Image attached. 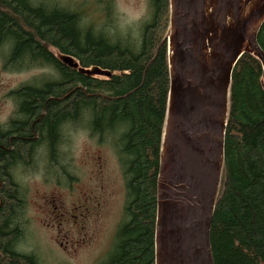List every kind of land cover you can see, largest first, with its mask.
I'll return each mask as SVG.
<instances>
[{
  "label": "trees",
  "instance_id": "16d2710c",
  "mask_svg": "<svg viewBox=\"0 0 264 264\" xmlns=\"http://www.w3.org/2000/svg\"><path fill=\"white\" fill-rule=\"evenodd\" d=\"M2 1L11 13L0 14V41L10 48L6 65L16 71L48 66L58 78L20 89L22 119L0 133V259L39 264L17 252L24 193L8 168L31 167L42 145L54 162L65 126L87 118L92 136H112L126 181V221L107 259L155 264L157 181L170 92L163 37L170 0L151 1V23L135 40L117 39L64 9ZM258 44L264 52V25ZM50 48L74 59L78 68L64 65ZM229 93L212 258L214 264H264V69L255 54L238 61Z\"/></svg>",
  "mask_w": 264,
  "mask_h": 264
},
{
  "label": "water",
  "instance_id": "95a60500",
  "mask_svg": "<svg viewBox=\"0 0 264 264\" xmlns=\"http://www.w3.org/2000/svg\"><path fill=\"white\" fill-rule=\"evenodd\" d=\"M263 25L264 0L243 7L242 0H170V92L157 181L155 264H214L210 231L233 70L245 53L255 54L264 69L258 44ZM62 61L78 68L70 57Z\"/></svg>",
  "mask_w": 264,
  "mask_h": 264
},
{
  "label": "rangeland",
  "instance_id": "374dc122",
  "mask_svg": "<svg viewBox=\"0 0 264 264\" xmlns=\"http://www.w3.org/2000/svg\"><path fill=\"white\" fill-rule=\"evenodd\" d=\"M151 1L32 0L35 7L77 13L83 22L121 40L140 38L143 27L151 23ZM107 7L111 8L109 12ZM169 28L170 21L163 34L165 40ZM0 43L3 128L10 119L16 124L22 119L18 117L19 98H14L20 89L58 77L48 66L12 69L6 65L10 48ZM49 51L65 65L62 58L68 56L52 48ZM87 125L84 118L65 126L54 162L42 145L35 151L31 167L18 165L15 169L14 178L24 193L17 217L23 234L17 252L34 256L39 264L103 261L113 252L119 226L126 221V181L114 140L109 134L92 136Z\"/></svg>",
  "mask_w": 264,
  "mask_h": 264
},
{
  "label": "flooded vegetation",
  "instance_id": "af4514ba",
  "mask_svg": "<svg viewBox=\"0 0 264 264\" xmlns=\"http://www.w3.org/2000/svg\"><path fill=\"white\" fill-rule=\"evenodd\" d=\"M3 13H9L11 15L10 9L6 6V4L2 0H0V14H3ZM14 17L16 19L18 18V20H21L17 16H14ZM15 97L17 98L18 96L14 95V98ZM19 108H20V105H18V117H20ZM20 118H22V117H20ZM9 122L10 123L7 124L6 127L0 128V133L7 131L11 124H15L16 123V121L13 120V119H10ZM1 166L2 165H0V168H1ZM17 166L16 167H12V168H10V167L8 168L10 175H11V173L15 174V169L17 168ZM110 263H111V259H104L103 261H101V259H100L95 264H110ZM0 264H17V259H0Z\"/></svg>",
  "mask_w": 264,
  "mask_h": 264
},
{
  "label": "bare ground",
  "instance_id": "6f19581e",
  "mask_svg": "<svg viewBox=\"0 0 264 264\" xmlns=\"http://www.w3.org/2000/svg\"><path fill=\"white\" fill-rule=\"evenodd\" d=\"M249 2V0H242V7L243 6H245V4L246 3H248ZM248 10V8L246 9V11ZM211 12V9L210 10H208V12H207V17H209V13ZM231 23H233L231 20L230 21H228V25H231ZM205 57H206V59L207 60H209V57H210V51L209 50H207L206 51V53H205Z\"/></svg>",
  "mask_w": 264,
  "mask_h": 264
}]
</instances>
